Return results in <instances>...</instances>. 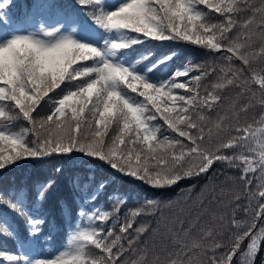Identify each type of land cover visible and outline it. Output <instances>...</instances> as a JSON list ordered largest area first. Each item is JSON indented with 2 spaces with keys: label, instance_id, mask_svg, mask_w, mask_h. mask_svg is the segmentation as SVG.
I'll use <instances>...</instances> for the list:
<instances>
[{
  "label": "snow or ice",
  "instance_id": "6c2138e0",
  "mask_svg": "<svg viewBox=\"0 0 264 264\" xmlns=\"http://www.w3.org/2000/svg\"><path fill=\"white\" fill-rule=\"evenodd\" d=\"M76 5L75 15L86 18L79 31L71 27L77 22L72 14L58 11L53 0H34L22 22L11 11L13 0H0V169L20 159L79 152L162 188L226 162L240 170L243 185L242 195L233 193L229 201L232 215L215 196L168 217L161 210L156 229H164L171 248L163 264H254L264 247V182L256 185L250 176L259 171L264 181V68L256 67L264 64V0L260 7L250 0H120L111 6L108 0H76ZM212 12L223 20L209 22ZM245 13L250 14L238 21ZM168 40L201 46L219 61L185 66L158 81L152 73L175 52L140 67L126 58L137 45ZM152 56L142 54L140 60ZM231 90L236 96L226 100ZM45 102L52 110L41 117ZM257 102L262 115L260 126L253 127L257 122L246 117ZM20 120L29 127L14 130ZM55 183L48 179L26 191H0V205L24 220L29 240L47 223L45 205ZM74 189L85 203L97 199L78 184ZM237 210L247 217L243 223ZM118 211L93 210L87 226L76 224L66 249L53 258L30 257L24 242L19 254L0 250V258L11 264H149L146 257L129 262L125 256L136 250L141 234L154 229L136 227L133 235L137 211L108 227ZM4 225V233L15 235Z\"/></svg>",
  "mask_w": 264,
  "mask_h": 264
},
{
  "label": "trees",
  "instance_id": "16d2710c",
  "mask_svg": "<svg viewBox=\"0 0 264 264\" xmlns=\"http://www.w3.org/2000/svg\"><path fill=\"white\" fill-rule=\"evenodd\" d=\"M13 2L14 7L11 11L16 18L20 13L24 14L26 11H30L34 0H13ZM53 2L63 12L73 14L78 23L86 19L75 15L77 12L76 0H53ZM250 3L260 7L262 0H250ZM200 7L208 11L205 6L201 5ZM248 14L250 13L237 17L238 21L242 22ZM222 20L223 17L218 13L212 12L209 15L211 23H218ZM149 52L153 54L150 60H140L142 54ZM171 52L176 53L175 57L154 71L152 79L167 80L176 70H182L185 66L212 65L214 61L217 63L219 61L218 56L210 54L209 50L201 46L172 40L148 41L137 45L127 52L126 58L137 63V67H140L146 63H154L156 58ZM256 67L259 71L264 68V64H258ZM183 79L185 78L182 77L181 80ZM203 83L207 84L208 81ZM256 87L258 88V85ZM60 94V90L57 89V95ZM235 96L234 90L226 92V100H231ZM256 99L258 101L259 92H257ZM51 110L52 105L45 102L39 109V116H47ZM261 115L257 102L255 107L248 112L246 119L249 122L256 121L257 123H254L253 127H259L258 121ZM211 119H215V114ZM27 127L29 125L23 120L14 123V130L17 131ZM57 168L62 171L56 172ZM239 175L240 170L229 166L226 162H216L215 166L206 174L185 177L177 184L161 188L151 187L137 178L121 174L106 162L79 152H75L71 156L53 155L40 159H20L15 164L0 169V191L9 192L21 189L26 191L48 179L55 180L56 183L52 189V195L45 205L47 223L41 227V234L31 240L28 238L24 220L15 212L0 205V233H4L5 221L10 228L15 229L13 236L6 233L0 234V250L19 254V244L24 242L26 246L31 247L36 258H53L55 255L53 252L69 240L70 232L76 224L87 226V217L93 210L113 213L118 208L119 211L115 213V218L107 224L108 227H112L116 220L123 223L132 211H137L140 215L132 221L133 229H130L133 235H135L136 227L151 226L154 229L147 234H141L136 250L129 252L125 256V260L130 262L146 257L149 264H155L157 259L163 264L165 256L171 248L165 239L164 229H156V220L160 219L161 210H163L162 215L168 217L179 208L192 206L195 202L207 201L215 196L218 201H224L223 210L227 216H231L234 204H230L229 201L233 199V193L242 195L243 185L238 180ZM250 176L256 185L264 182L258 179L259 171L254 175L250 174ZM76 184L88 193L95 192L97 199L94 202L85 203L74 189ZM100 184H104L103 189L99 188ZM241 204L247 206L248 200H242ZM81 210H83V214H81ZM32 214L36 215L37 213L33 211ZM236 218L242 223L247 219L241 210H237ZM227 223L226 220L225 224L227 225ZM221 235L225 237V240L227 239L225 233H221ZM246 244L247 241L242 244V251L246 250ZM253 260L254 264H264V247L260 248ZM0 264H11V262L6 258H0ZM237 264H241V261H237Z\"/></svg>",
  "mask_w": 264,
  "mask_h": 264
},
{
  "label": "rangeland",
  "instance_id": "374dc122",
  "mask_svg": "<svg viewBox=\"0 0 264 264\" xmlns=\"http://www.w3.org/2000/svg\"><path fill=\"white\" fill-rule=\"evenodd\" d=\"M119 2H120V0H108L109 6L114 5L116 3H119ZM71 27L76 28L77 31H79V29H80V25H78L77 23L72 24ZM67 245H68V241L60 248L59 251L65 250ZM23 251L26 252L30 257L35 258V255L32 252L30 246L25 245V248L23 249Z\"/></svg>",
  "mask_w": 264,
  "mask_h": 264
}]
</instances>
